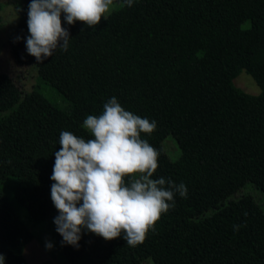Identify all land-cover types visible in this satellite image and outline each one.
Segmentation results:
<instances>
[{
  "label": "trees",
  "instance_id": "1",
  "mask_svg": "<svg viewBox=\"0 0 264 264\" xmlns=\"http://www.w3.org/2000/svg\"><path fill=\"white\" fill-rule=\"evenodd\" d=\"M21 1L7 46L17 66H35L37 84L23 93L0 73V113L7 112L0 117V185L13 177L12 199L27 219H51L67 264H264L262 209L248 195L221 203L247 182L264 193V0H132L130 6L113 0L120 6L96 25H67V48L40 62L25 51L29 0ZM102 64L116 78L86 103L68 101ZM241 71L256 83L258 95L233 84ZM38 81L55 90L62 107L37 91ZM111 96L156 121L153 132L141 133L159 152L152 178L183 181L187 194L175 195L174 206L136 244L82 231L73 248L60 243L52 222L53 152L61 130L92 138L83 119L98 115ZM167 134L178 144L176 161L162 148ZM129 175L135 174L125 180ZM31 240L0 190L5 264H26L23 250Z\"/></svg>",
  "mask_w": 264,
  "mask_h": 264
},
{
  "label": "clouds",
  "instance_id": "2",
  "mask_svg": "<svg viewBox=\"0 0 264 264\" xmlns=\"http://www.w3.org/2000/svg\"><path fill=\"white\" fill-rule=\"evenodd\" d=\"M123 3L130 6L132 0ZM112 4L113 0H29L25 51L40 62L57 49H66L67 25L82 21L94 26L106 18ZM156 126L154 119L126 110L111 96L98 115L83 119L82 127L92 138L60 131L49 179L56 209L52 222L61 244L78 248L82 231L104 240L122 236L128 244H136L159 215L174 206L175 195L186 196L183 181L152 178L159 152L141 133L150 134ZM128 174L135 175L125 180ZM238 227L233 225L234 230ZM44 246L50 249L53 244L46 240ZM0 264H5L3 253Z\"/></svg>",
  "mask_w": 264,
  "mask_h": 264
},
{
  "label": "rangeland",
  "instance_id": "3",
  "mask_svg": "<svg viewBox=\"0 0 264 264\" xmlns=\"http://www.w3.org/2000/svg\"><path fill=\"white\" fill-rule=\"evenodd\" d=\"M0 73L8 75L20 91L28 92L35 84H37V73L35 66H17L11 58L8 46L7 37L16 22L18 21V9L22 5L21 0H0ZM120 5L113 3L109 7V11L104 14L106 16L111 10L118 8ZM103 19V17H101ZM100 19V20H101ZM99 20V21H100ZM116 78V72L107 64H102L95 67L80 84L66 96L68 101H76L86 103L90 98L105 85H108ZM36 87L46 99L60 107L63 106L60 97L55 90L44 83L38 81ZM233 84L242 89L244 92L251 95H258L260 90L252 78L241 71L234 79ZM7 112L0 113V117ZM162 148L164 153L171 161L178 160L180 150L175 138L171 134H167L162 140ZM15 185V179L8 177L1 185L0 190L3 192L7 201L16 210L17 216L23 222L25 227L32 233V240L28 242L23 250V258L26 264H42L49 262L51 264H67L66 260L61 255L60 244L54 239L51 229V219L45 221H29L26 217L24 208L18 207L12 199V191ZM243 195H248L262 209L264 213V193L256 188L252 183L247 182L241 188L234 191L228 197L224 198L222 204H227L229 201H235ZM213 212L210 209L204 213L207 216ZM51 241L53 247L45 248V241ZM150 264V260L148 261Z\"/></svg>",
  "mask_w": 264,
  "mask_h": 264
}]
</instances>
